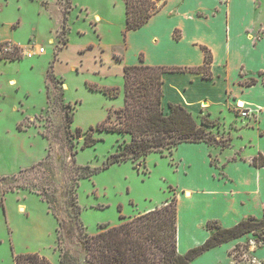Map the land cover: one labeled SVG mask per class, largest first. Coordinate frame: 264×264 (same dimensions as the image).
Masks as SVG:
<instances>
[{
	"label": "rangeland",
	"instance_id": "374dc122",
	"mask_svg": "<svg viewBox=\"0 0 264 264\" xmlns=\"http://www.w3.org/2000/svg\"><path fill=\"white\" fill-rule=\"evenodd\" d=\"M54 6L48 10L42 0H0V18L15 22L11 34L25 43L22 50L45 48L40 54L23 52L21 59L0 62V178L5 177L0 180V204L2 190L16 185L4 194L5 206L0 205V264H15L14 255L24 252H37L50 264H59V246L74 250L81 246L80 228L75 225L78 234L73 239L63 230L58 233L50 211L54 209L66 223L74 222L67 192L76 181L81 219L91 233L102 224L119 223L121 215H138L177 199L180 191L174 148L149 154L138 167L130 160L103 167L123 139L121 133L96 129L97 142L86 147L83 136H70L76 128H96L111 110L124 106L123 68L135 64L142 49L155 52L149 43L152 26L129 34L123 0H61L59 10ZM96 13L102 15L101 22L94 18ZM52 72L58 78L53 82ZM9 78L16 79L14 86ZM113 88L118 89L116 96L110 94ZM16 104L19 110L14 109ZM233 108L211 110L210 118L219 121L206 127L204 142L217 166L221 151L248 143L249 119L238 115L236 104ZM66 111L75 113L70 128L65 126ZM204 117L195 118L200 124ZM87 165L97 170L76 180ZM37 188H46L56 199L51 209ZM215 222L214 226L221 225ZM256 233L240 237L236 246L233 239L213 247L190 264H264V227Z\"/></svg>",
	"mask_w": 264,
	"mask_h": 264
},
{
	"label": "crops",
	"instance_id": "0c3cea01",
	"mask_svg": "<svg viewBox=\"0 0 264 264\" xmlns=\"http://www.w3.org/2000/svg\"><path fill=\"white\" fill-rule=\"evenodd\" d=\"M42 1L48 10L54 3L59 10L61 0ZM261 7V0H167L144 24L152 26L149 43L155 52L142 49L135 64L143 58L150 65L199 66L205 57L202 46L208 47L213 55L212 78L195 71L164 73L165 105L181 104L194 115L213 121L219 118H210L211 110L226 106L233 112L237 100L256 110L255 117L248 120L247 127L251 130L248 143L231 144L221 151L220 166L213 163L212 149L204 141L181 142L174 149L176 170L181 179L176 195L180 253L207 239L211 233L207 227L210 221L230 227L243 219L261 218L264 214V164L252 163L259 154L264 156V17ZM94 18L100 22L103 19L99 13ZM14 23L0 18V43L8 41L25 49V43L11 34ZM134 30L137 29L129 30V34L134 32L135 36L140 31ZM7 61L14 60L0 58V62ZM251 78L258 82L243 84ZM15 82V78L8 79L9 85L14 86ZM206 103L208 106L203 107ZM17 106L14 109H18ZM165 201L147 208L146 212ZM20 208L27 209V206L21 204ZM235 240V246L241 243V238Z\"/></svg>",
	"mask_w": 264,
	"mask_h": 264
},
{
	"label": "trees",
	"instance_id": "16d2710c",
	"mask_svg": "<svg viewBox=\"0 0 264 264\" xmlns=\"http://www.w3.org/2000/svg\"><path fill=\"white\" fill-rule=\"evenodd\" d=\"M166 2L167 0H124L126 30L142 27ZM6 43L8 41L0 43V58L21 59L22 48L15 44L12 50L6 52L4 51ZM202 48L205 57L204 63L199 66L150 65L145 63L143 58H140L138 64L126 65L123 71L124 106L111 110L108 118L99 123L96 128L92 126L86 130L76 128L74 133L70 132V136H83V147H86L97 142L98 139L93 136L96 129L121 133L123 139L118 142L116 151L109 155L107 164L103 167L128 160L138 167L139 163L145 161L146 157L153 152L163 154L166 149H175L181 142L205 141L206 127L215 122L204 117L199 124L195 118L196 115L183 105L173 102L165 105L162 88L163 75L169 71H195L202 73L205 78H212L213 55L208 47L202 46ZM49 76L52 82L58 79L53 72ZM256 82L258 79L251 78L243 84L253 85ZM60 94L63 95V91ZM110 94L116 96L118 89H111ZM74 114V112L72 114L65 112L67 128L72 126ZM252 163L255 166H262L264 156L259 154L252 159ZM36 165L38 162L31 167ZM85 167L87 171L81 173L76 180L91 176L97 170L90 168L89 165ZM78 185L79 182L76 181L67 192L71 198L70 208L75 210L74 222L66 223L59 219L54 209L50 210L57 219L58 233L63 230L67 238L73 239L78 234L75 231L76 225L83 236L81 246L78 244L75 250L58 247L60 264H190L194 258L205 251L249 233L256 235V230L261 226L264 227V214L261 218L252 216L243 219L230 227L214 226L215 221L208 222L207 227L211 233L207 239L182 254L178 250V210L175 197H172L170 202L167 200L163 205L145 213L129 217L121 215L119 223L102 224L97 232L91 233L81 219ZM15 187L16 185L12 184L2 190L1 207L5 206L4 194L14 190ZM37 191L51 209L56 199L47 192L46 188H37ZM172 201L174 205L171 208ZM212 225L215 227L214 230L210 227ZM261 241H264V237H261ZM14 259L16 264H50L37 252L15 254Z\"/></svg>",
	"mask_w": 264,
	"mask_h": 264
},
{
	"label": "built area",
	"instance_id": "2783aa9c",
	"mask_svg": "<svg viewBox=\"0 0 264 264\" xmlns=\"http://www.w3.org/2000/svg\"><path fill=\"white\" fill-rule=\"evenodd\" d=\"M14 43L12 42H8L6 43V45L4 46V51H10L14 48ZM45 51L44 46H38L35 49L33 48H29L27 50H21V53L25 56H32L34 54H40L43 53ZM236 111L238 113L239 116L245 117L247 119H251L254 118L256 115V110L253 107L250 106H246L245 104L240 105L239 103H236Z\"/></svg>",
	"mask_w": 264,
	"mask_h": 264
},
{
	"label": "bare ground",
	"instance_id": "6f19581e",
	"mask_svg": "<svg viewBox=\"0 0 264 264\" xmlns=\"http://www.w3.org/2000/svg\"><path fill=\"white\" fill-rule=\"evenodd\" d=\"M236 103H239L240 105L244 104V102L242 100H237ZM203 106H205V107L208 106V103L203 104ZM187 195H189V193H187Z\"/></svg>",
	"mask_w": 264,
	"mask_h": 264
}]
</instances>
